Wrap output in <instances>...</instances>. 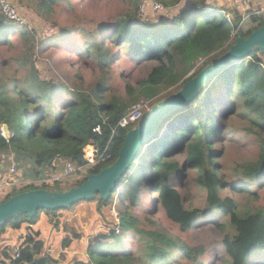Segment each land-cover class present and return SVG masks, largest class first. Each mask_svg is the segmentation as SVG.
<instances>
[{"label":"trees","instance_id":"16d2710c","mask_svg":"<svg viewBox=\"0 0 264 264\" xmlns=\"http://www.w3.org/2000/svg\"><path fill=\"white\" fill-rule=\"evenodd\" d=\"M16 1L54 22L50 19L54 6L73 0ZM128 1L133 12L120 15L112 23H100L91 32L79 28L83 44L73 49L74 44L68 42L63 48L78 55H95L101 65H109L113 55L118 56L121 50L138 60L157 62L145 79H126L124 86L117 88L105 80L85 89L70 88L55 75H41L29 53L60 48L73 30L63 26L56 34L37 36L34 25L8 19L0 10V44L11 45L17 34L24 45V52L14 58V70L6 76L1 73L0 61V172L5 166L2 157L14 163L16 177L26 179L58 175L67 161L83 164L82 147L87 143L104 147L109 141L111 152L110 158L83 169L80 179L60 176L52 182L12 187L0 196V203L30 190L67 191L82 184L90 173L113 164L132 128L117 124L141 97L151 99L177 83L179 91L185 81L227 52L237 37L247 38L264 25L263 12L251 13L248 22L241 21L243 16L233 7L227 10L208 0H187L174 17L160 16L152 21L137 15L140 0ZM160 2L168 5L167 0ZM199 60H203L202 64L184 77ZM238 115L248 119L243 129L256 135L259 151L256 160L241 162L235 168L236 176L228 180L219 171L216 158L223 154L226 143L228 147L238 140L233 136L236 129L229 124ZM98 126L100 133L94 131ZM188 171L197 173V183L206 195L204 208L184 204L176 180L187 176ZM144 187L155 189V202L181 231L190 230L205 217L217 227L229 225L230 231L220 241L229 264H264V204H256L258 188H264V49L254 46L245 57L227 64L203 84L191 100L163 120L155 139L139 147L109 197L103 199L95 192L87 200H96L99 209L118 199L120 206L127 200L126 206L133 207L141 203ZM241 200H245L244 204ZM59 209H38L33 216L19 212L1 222L0 234L8 227L25 230L15 249L1 248L0 264H43L50 260L38 256L42 241L37 239L33 224L40 212ZM119 212V221L88 238V259L75 257L70 264H169L173 255L196 261L206 250L204 244L178 241L166 230L140 227L141 221L130 210ZM218 216L227 221L215 222L213 219ZM128 231L131 241H139L141 247L120 244ZM111 239L113 245L107 243ZM69 242V237L64 238L62 246Z\"/></svg>","mask_w":264,"mask_h":264},{"label":"rangeland","instance_id":"374dc122","mask_svg":"<svg viewBox=\"0 0 264 264\" xmlns=\"http://www.w3.org/2000/svg\"><path fill=\"white\" fill-rule=\"evenodd\" d=\"M12 1L14 4L16 3L15 5L19 7L18 10L21 11L19 12L20 16L23 18L21 24L28 26L34 25L39 34L37 36H43V33L56 34L63 26L72 29L74 32L71 37L64 39L60 48L56 47L44 53H34L33 51L29 53V57H31V60L34 61L36 67L39 69L40 74L44 75V77L55 75L59 77L60 80L64 81L70 88L79 86L85 89L93 87L97 82L104 80L107 84L117 88L123 87L126 79L132 81H137L139 78L145 79L150 69L157 64L154 60H138L135 56L126 53L125 50H121L118 56L116 54L113 55L112 62H109V65H101L95 55H78L70 52L68 49H63L64 45L68 42L74 44L72 47L73 49L83 44V39H81L82 33L79 31V28H84L86 31L91 32L96 30L100 23H112L119 18L120 15L133 12V6L130 5L128 0L61 1L54 6V10L50 16V19L55 23L43 19L40 15L36 14L35 11L30 10L26 6H22V4H18L16 0ZM172 1L173 0H167L168 5H164L160 0H140L138 3V10L136 11L137 15L152 21H157L160 16L174 17L180 9L184 7L187 0H182L176 4H170ZM217 1L225 2L224 0ZM260 1L262 2V0ZM258 2L259 0H257L256 5L260 7L261 4ZM155 3L161 4L163 8L160 10L155 9ZM226 4L228 3L226 2ZM230 4L233 3L231 2ZM219 6L226 7L227 10H230L232 5L227 6L224 4ZM250 10H247V12H249L247 14L248 17L251 14ZM258 11L264 13V9H258ZM247 18L246 22H248ZM16 35L17 34L13 36L11 45L0 44V61H3L1 73L3 76H6L14 70V58L24 52V45L21 39ZM117 57H119L118 60H116ZM202 61L203 60H199L196 66L184 77L189 76L202 64ZM178 87L177 83L164 89L151 99L141 97L137 103H140L142 106L143 116L160 100L164 101L175 94ZM58 104L59 101H57L56 106ZM239 117L238 115V118L236 116L229 121V124L234 126L237 131L236 135L233 136L237 137L238 140L229 143L228 147L226 143L223 154L216 158V162L220 168L219 171L221 174H224L225 178L228 180L236 176L234 173V171H236L235 168H237L241 162L254 161L258 157L259 142L256 140V135L243 129V126H247L248 119L246 120L245 118ZM227 138L231 139L232 137ZM2 160L3 163H5L3 169L5 172L9 164V159L2 157ZM186 174L187 176L184 175L181 180H176L184 204L189 208H204L206 195L204 190L197 183V173L195 171H188ZM258 190L260 194L256 204L263 205L264 188H258ZM142 192L141 203L133 207L126 206L127 200H124L120 206L118 199L115 200L113 204L103 205L102 208L99 209L97 208L96 200H85L84 202L80 200L81 203L78 201L79 203L74 205L71 209H65L64 211L58 210L59 212H79V216L75 215L72 218L70 217L72 221L70 223H67L68 218L66 219L62 216L63 221L61 224L65 225L67 223L68 225L85 227L90 233L95 230H104L107 228V225L114 224L119 220V211L125 208L139 218L141 221L139 226L144 229L160 228L174 235L178 241L183 240L191 245L204 244L206 247L205 252L196 259V261L185 260L173 255V258L168 261L169 264H196L199 261L204 264H229L228 257L220 242L223 236L230 231L229 225L225 224L223 227H217L211 222H208V217H205L198 221V224L190 230L181 231L174 222L167 218L160 203L155 202V189L144 187ZM239 196L242 197L241 195ZM243 201L245 200H241V202ZM242 204H244V202ZM149 218L152 221L148 220ZM213 220L215 222L224 223L227 221L226 217L223 218V216L214 217ZM131 240L132 234L128 231L124 234V238L121 239L120 244L127 247L129 245L128 243H131L132 248L134 246H142L139 241L132 242ZM107 243L113 245L114 240H108ZM114 250L116 249L114 248ZM157 264L162 263L158 262Z\"/></svg>","mask_w":264,"mask_h":264},{"label":"water","instance_id":"95a60500","mask_svg":"<svg viewBox=\"0 0 264 264\" xmlns=\"http://www.w3.org/2000/svg\"><path fill=\"white\" fill-rule=\"evenodd\" d=\"M264 49V25L251 32L247 38L237 37L236 42L222 56L205 66L191 79L185 81L179 91L152 106L138 124L127 131L125 140L113 164L90 173L80 185L63 192H52L46 189L30 190L24 194L11 196L0 203V223L19 212L33 216L38 209L66 208L75 201L87 200L98 192L107 199L115 188L120 175L126 171L135 158L141 145H147L156 138L163 120L174 110L191 100L203 84L212 80L227 64L240 60L251 52L254 46Z\"/></svg>","mask_w":264,"mask_h":264},{"label":"crops","instance_id":"0c3cea01","mask_svg":"<svg viewBox=\"0 0 264 264\" xmlns=\"http://www.w3.org/2000/svg\"><path fill=\"white\" fill-rule=\"evenodd\" d=\"M209 1H214L217 5H232L231 7H233L235 11L243 17H246L249 13L247 10L252 9L250 10L252 13L258 9H264V0H262V2L259 0L258 3L261 4L260 7L256 5L257 0H224L225 2L208 0V2ZM226 2L228 4H226ZM231 2L233 4H230ZM1 173H4V171L2 170ZM84 201L85 200H82L81 202ZM65 209L66 208H62L59 210L64 211ZM75 215L79 216V212L58 211L39 213V218L33 224L34 230L38 233L37 239L42 241V247L38 256L40 258L43 256L50 258V260L45 261L46 263L43 262V264H70L73 262L75 257L80 259H88V238L101 230H95L90 233L85 227L68 225L67 223L72 222L70 217L72 218ZM62 216H64L66 219L68 218V222L65 225L61 224L63 221ZM24 230V228L14 230L8 227L4 233L0 234V250L3 248V246H11L13 249H15L22 239V232L24 233ZM67 237H69L70 242L66 246H62L63 239Z\"/></svg>","mask_w":264,"mask_h":264},{"label":"built area","instance_id":"2783aa9c","mask_svg":"<svg viewBox=\"0 0 264 264\" xmlns=\"http://www.w3.org/2000/svg\"><path fill=\"white\" fill-rule=\"evenodd\" d=\"M0 10L4 15L11 20L17 21L19 23L23 22V18L18 12L17 6L13 3L12 0H0ZM154 8L160 10L162 7L161 4L155 3ZM143 117L142 106L140 103L134 104L131 109L119 120L117 126H128L136 125L140 119ZM97 133H100V127L94 129ZM114 132V130H113ZM82 157L84 163L82 165H75L67 161L64 165V169L58 175L44 176L43 178H26L21 179L16 177L17 168L14 163H11L7 166V169L4 173L0 172V196L8 193L12 187H24L26 184H40L43 182H52L54 179H57L60 176H75L80 179L83 175V169L96 164L99 160L108 159L111 157L109 141L105 144L104 147H101L97 144L87 143L82 147ZM19 250L15 252L14 257H17Z\"/></svg>","mask_w":264,"mask_h":264},{"label":"clouds","instance_id":"9594fccd","mask_svg":"<svg viewBox=\"0 0 264 264\" xmlns=\"http://www.w3.org/2000/svg\"><path fill=\"white\" fill-rule=\"evenodd\" d=\"M247 17H248V15H247L246 17H242V20H241V21L246 20ZM140 120H141V119H140ZM137 124H138V123H137ZM137 124H136V125H137ZM136 125H134V126L132 125V128L135 127ZM82 158H83V157H82ZM10 164H11V163H9L8 165H10ZM81 165H82V164H81ZM63 169H64V168H63ZM21 179H22V178H21ZM118 221H119V220H118Z\"/></svg>","mask_w":264,"mask_h":264},{"label":"bare ground","instance_id":"6f19581e","mask_svg":"<svg viewBox=\"0 0 264 264\" xmlns=\"http://www.w3.org/2000/svg\"><path fill=\"white\" fill-rule=\"evenodd\" d=\"M257 12H259L258 10H255L253 13H257Z\"/></svg>","mask_w":264,"mask_h":264}]
</instances>
